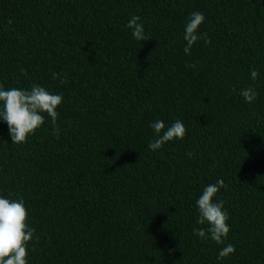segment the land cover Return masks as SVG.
Instances as JSON below:
<instances>
[{
  "label": "trees",
  "instance_id": "obj_1",
  "mask_svg": "<svg viewBox=\"0 0 264 264\" xmlns=\"http://www.w3.org/2000/svg\"><path fill=\"white\" fill-rule=\"evenodd\" d=\"M194 11L208 42L186 55ZM0 84L63 96L58 133L46 117L12 144L0 121V195L22 197L35 228L27 264H264V0H0ZM177 119L184 138L149 150V123ZM217 180L223 259L192 232Z\"/></svg>",
  "mask_w": 264,
  "mask_h": 264
},
{
  "label": "clouds",
  "instance_id": "obj_2",
  "mask_svg": "<svg viewBox=\"0 0 264 264\" xmlns=\"http://www.w3.org/2000/svg\"><path fill=\"white\" fill-rule=\"evenodd\" d=\"M205 15L201 11L189 14L183 29L185 45L183 52L187 55L199 40L208 42L207 33L199 29L205 22ZM126 27L131 31L137 41L149 40L146 35L144 23L141 17L133 15ZM194 68L195 63L188 65ZM259 73L251 69L250 76L256 80ZM53 79H58L60 84L67 83L66 73H53ZM240 96L245 103H252L257 99L258 93L253 87L242 88ZM63 96L52 92L39 84H32L29 88L9 87L0 84V121L8 126V134L12 144H23L29 136L33 135L46 120H50L55 133L59 132L57 108L61 105ZM154 139L147 147L151 151L162 149L167 143L183 139L186 134L184 122L177 119L171 124L163 120H155L149 123ZM191 157L192 153L189 152ZM224 186L223 180L206 185L197 197L196 211L198 213L196 223L206 227H193L195 236L203 240H212L222 245L218 253V259L227 258L235 251L231 243L225 244L230 225L229 214L224 207V201L217 199V193ZM27 211L23 198H10L0 195V264H27L26 256L29 242L34 238L35 228L26 222Z\"/></svg>",
  "mask_w": 264,
  "mask_h": 264
}]
</instances>
